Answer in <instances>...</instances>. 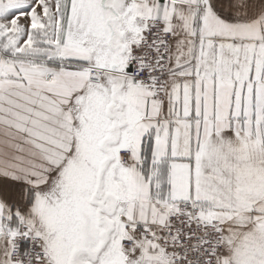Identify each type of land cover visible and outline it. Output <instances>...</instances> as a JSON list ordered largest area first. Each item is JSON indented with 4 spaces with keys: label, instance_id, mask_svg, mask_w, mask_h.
Instances as JSON below:
<instances>
[{
    "label": "snow or ice",
    "instance_id": "obj_1",
    "mask_svg": "<svg viewBox=\"0 0 264 264\" xmlns=\"http://www.w3.org/2000/svg\"><path fill=\"white\" fill-rule=\"evenodd\" d=\"M0 264H264V0H0Z\"/></svg>",
    "mask_w": 264,
    "mask_h": 264
}]
</instances>
